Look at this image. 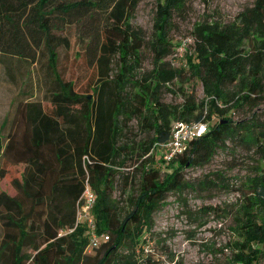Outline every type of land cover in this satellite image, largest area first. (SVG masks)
Here are the masks:
<instances>
[{
  "label": "trees",
  "instance_id": "trees-1",
  "mask_svg": "<svg viewBox=\"0 0 264 264\" xmlns=\"http://www.w3.org/2000/svg\"><path fill=\"white\" fill-rule=\"evenodd\" d=\"M188 1L159 2L150 41L153 60L150 68H143L145 34L130 21L138 0H0L2 62L6 64L12 56L36 61L45 46L49 84L45 93L49 108L37 101L21 102L1 152L7 166L0 177L6 176L10 165L22 163H36L40 174L34 194L17 178L12 179L14 195L0 192L6 228L0 249L2 264L79 263L88 245L85 226L64 236L59 231L74 225L76 204L87 179L98 194L94 208L98 231L109 232L111 237L102 244L106 254L96 264H138L132 254L114 257L121 247L129 245L135 250L145 241L143 233L151 228L152 214L168 192L194 185L182 169L208 163L227 140L254 149L260 159L238 189L237 208H232L236 209L233 228L240 237L232 262L260 264L264 259V117L253 111L235 121L228 115L234 106L255 105L262 99L264 0H254L232 20L207 18L195 24L193 52L189 54L187 49L184 65L178 66L168 59L176 47L169 33L175 14H182ZM63 23L81 27L89 39L90 64H100L96 100L75 91L74 83L64 80L58 71L59 36L53 30ZM113 56L118 58L119 70L110 77ZM193 78L202 82L211 97L207 109L185 87ZM166 90L179 94L183 101L166 102ZM219 100L233 102V106L221 107ZM84 101L82 111L76 113L75 106ZM214 115L218 118L209 131L191 141L184 154L167 162L172 170L165 176L160 167L149 166L155 158L161 164L166 162L159 144L170 138L175 121H211ZM131 118L138 119L143 131L152 133L147 140L129 137ZM131 165L133 171H121ZM131 173H141L137 196L131 200L133 209L118 222L112 204L114 183L122 174L124 185L129 186ZM228 210V204L205 205L200 212L223 218ZM38 229L44 246H35L32 255L25 253L27 240ZM7 247L13 249L11 262H3Z\"/></svg>",
  "mask_w": 264,
  "mask_h": 264
},
{
  "label": "rangeland",
  "instance_id": "rangeland-1",
  "mask_svg": "<svg viewBox=\"0 0 264 264\" xmlns=\"http://www.w3.org/2000/svg\"><path fill=\"white\" fill-rule=\"evenodd\" d=\"M163 0H138L136 10L130 19L135 27L142 28L146 43L142 49V67L150 68L153 60L150 50V41L154 36V23L159 2ZM190 0L182 14H175L170 38L176 44L175 53L169 56L175 65H184L186 50L193 52L192 30L195 24L209 19L232 20L243 8L252 5L254 0ZM102 24V23H101ZM100 24V25H101ZM59 29L53 30L58 35V71L66 81L74 83V89L82 96H91L90 100L97 99L100 87V64H90L86 48L89 39L80 31L77 24L63 23ZM36 61L10 57L5 64L0 57V171L5 168L1 152L6 142L11 125L17 117L18 105L21 102L37 101L43 107L49 108L45 93L49 88L48 80V52L46 47L36 55ZM109 75L113 77L119 70L118 58L111 57ZM193 90L198 101H204L205 108L211 97H208L202 82L193 78L185 84ZM163 99L168 103H180L183 98L171 91L163 93ZM85 101L75 106V112L80 113ZM221 107L233 106L232 103L218 101ZM254 109V110H253ZM256 111L264 117V91L262 99L255 105L252 103L234 106L228 115L235 121L251 116ZM206 113V111H205ZM214 115L209 124L217 121ZM130 138L136 137L137 141H144L152 135L143 131L136 118L129 121ZM156 155L159 154L154 150ZM132 162L136 156L131 158ZM142 159L137 160L138 163ZM260 161L254 149H248L237 140H227L226 146L219 147L215 156L205 164L187 165L182 169L183 176L194 185L183 191H170L162 205L152 214V226L143 233V241L135 250L129 245L119 249L114 260L124 254H132L138 264H236L232 262L235 253L236 241L240 240L234 230L235 210L233 207L240 196L239 188L243 181L253 174V169ZM130 163V161L128 162ZM167 162L161 164L156 159L149 164L161 168V174L166 175L172 169L167 167ZM133 165V164H132ZM121 168V171H133L135 166ZM4 178L0 177V192L10 195L16 193L12 179L17 178L24 183L29 193L34 194L39 189L37 179L40 174L37 164L10 165ZM126 175V173H125ZM132 182L124 185L123 175L116 177L112 204L115 206L116 221H122L127 213L133 209L131 200L137 196L138 181L141 173H131ZM211 180L216 181L215 184ZM229 205L228 215L220 217L212 212L204 214L200 209L205 205ZM3 214L0 211V249L5 236ZM95 215V212H94ZM41 229H38L24 246V252L36 253L35 246L41 245ZM104 245V244H103ZM85 249L82 258L77 264H96L106 254V247ZM44 246V245H43ZM67 247V244L65 245ZM143 250V252L139 249ZM134 250V251H133ZM3 262L14 259L13 249H5ZM66 263V262H65ZM2 264V261H0ZM260 264H264V259Z\"/></svg>",
  "mask_w": 264,
  "mask_h": 264
},
{
  "label": "built area",
  "instance_id": "built-area-1",
  "mask_svg": "<svg viewBox=\"0 0 264 264\" xmlns=\"http://www.w3.org/2000/svg\"><path fill=\"white\" fill-rule=\"evenodd\" d=\"M210 129L207 121H175L170 138L159 146L163 149L162 158L170 162L176 157L184 154L191 141L204 136ZM98 194L90 185L88 179L85 188L76 204V220L72 227L59 231L60 236L75 232L78 227L85 226V235L88 238L87 248H98L110 240L109 232L100 233L97 228L94 208L97 203Z\"/></svg>",
  "mask_w": 264,
  "mask_h": 264
},
{
  "label": "crops",
  "instance_id": "crops-1",
  "mask_svg": "<svg viewBox=\"0 0 264 264\" xmlns=\"http://www.w3.org/2000/svg\"><path fill=\"white\" fill-rule=\"evenodd\" d=\"M14 195V194H13Z\"/></svg>",
  "mask_w": 264,
  "mask_h": 264
}]
</instances>
